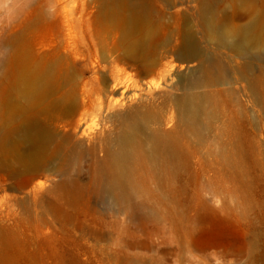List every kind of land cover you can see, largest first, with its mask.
<instances>
[{
  "label": "bare ground",
  "instance_id": "bare-ground-1",
  "mask_svg": "<svg viewBox=\"0 0 264 264\" xmlns=\"http://www.w3.org/2000/svg\"><path fill=\"white\" fill-rule=\"evenodd\" d=\"M176 2L58 0L44 15L62 19L61 48H9V56L0 57L2 69L15 75L11 96L2 100L9 110L0 121V162L19 175V194L9 195V204H26L30 193L37 204L51 175L60 177L59 190L77 197L79 178L86 173L96 194L136 211L140 226L169 214L174 231L178 208L156 206L149 198L157 197L169 179L174 182L192 146L211 137L215 161L238 172L243 130L253 120L246 105L232 116L221 112L217 98L232 96L240 90L237 84L255 102L264 97V0H186L193 11L189 5L174 10ZM248 3L253 8L246 12L241 7ZM174 14L181 21L175 40L174 28L161 33L165 17ZM95 19L121 29L123 46L100 48L102 39L90 29ZM199 39L217 47L200 48ZM174 57L182 61L180 67L184 62L196 67L177 72ZM239 58L243 62L237 63ZM174 86L182 92L174 95ZM174 104L189 144L176 136ZM94 117L101 123L97 130L90 123ZM3 241L17 246L15 239ZM250 245L249 253L239 249L223 256L231 257L230 264H259L264 253H255L257 239ZM1 260L17 264L10 253L0 252Z\"/></svg>",
  "mask_w": 264,
  "mask_h": 264
},
{
  "label": "rangeland",
  "instance_id": "rangeland-1",
  "mask_svg": "<svg viewBox=\"0 0 264 264\" xmlns=\"http://www.w3.org/2000/svg\"><path fill=\"white\" fill-rule=\"evenodd\" d=\"M56 1L0 0V57H8L9 48H61L65 41L62 19L44 15ZM188 5L193 11V3L177 0L174 10L189 8ZM251 6L248 3L241 9L249 12ZM227 12L231 13L232 7L228 6ZM33 18L37 19L36 29ZM164 20L161 33L169 34L174 28L175 40L181 21L176 14L174 19L166 16ZM90 23L92 32H98L97 37L102 39L100 48L123 46L125 36L117 26L104 24L100 19ZM78 25L76 30L81 34L85 26L82 22ZM199 47L210 49L217 44L200 40ZM184 63L186 67H180L182 61L174 57L177 72L196 67V62ZM14 76L0 66V121L9 110L2 100L11 96ZM177 80L174 75V83ZM236 86L240 90L232 96L217 99L221 112L229 116L246 105L253 120V125L243 130L240 169L235 172L221 168L212 153L215 142L211 137L203 145L192 146L194 152L177 169L174 182L169 179L157 197L149 198L156 206L174 204L178 208V213L174 211V231L169 214L157 224L140 226L141 217L136 211L111 204L96 194L95 184L86 173L79 178L81 189L77 197L68 189L59 190L55 182L60 177L51 175L48 190L37 204L31 193L26 204H9L8 196L19 194V175L0 162V252L15 255L17 264H230L231 257L223 256L224 252L244 249L249 253L254 250L250 242L257 239L255 253H264V97L255 102L247 89ZM181 92L174 86V95ZM95 119L90 123L97 130L101 123ZM174 130L187 143L175 104ZM4 238L15 239L17 246L10 248ZM1 264L8 263L1 260ZM259 264H264V260H259Z\"/></svg>",
  "mask_w": 264,
  "mask_h": 264
}]
</instances>
